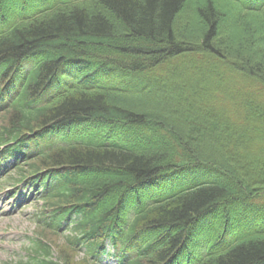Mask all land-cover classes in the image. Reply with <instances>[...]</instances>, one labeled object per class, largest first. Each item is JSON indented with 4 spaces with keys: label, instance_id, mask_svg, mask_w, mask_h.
Returning a JSON list of instances; mask_svg holds the SVG:
<instances>
[{
    "label": "trees",
    "instance_id": "trees-1",
    "mask_svg": "<svg viewBox=\"0 0 264 264\" xmlns=\"http://www.w3.org/2000/svg\"><path fill=\"white\" fill-rule=\"evenodd\" d=\"M8 141L44 205L7 264H264V0H0Z\"/></svg>",
    "mask_w": 264,
    "mask_h": 264
},
{
    "label": "rangeland",
    "instance_id": "rangeland-1",
    "mask_svg": "<svg viewBox=\"0 0 264 264\" xmlns=\"http://www.w3.org/2000/svg\"><path fill=\"white\" fill-rule=\"evenodd\" d=\"M204 73L209 79L216 80L215 75L211 72ZM57 86L58 79L55 80L52 87L57 90ZM53 88L50 89L51 92L45 95L44 99L53 94ZM10 172L15 178L14 180L7 178L6 174ZM203 173L197 171L186 175L187 178L183 180V184L187 185L198 179ZM18 180H21V175L17 168H10L8 172L0 176V182L6 183L0 188V264L15 262L27 255V248L31 246L29 238L36 234V223L34 222L36 214L42 207V203L32 196L33 192H28L29 181L15 185ZM133 215L132 213L131 218ZM100 264H123L116 255L113 244H108L106 252L100 258Z\"/></svg>",
    "mask_w": 264,
    "mask_h": 264
}]
</instances>
